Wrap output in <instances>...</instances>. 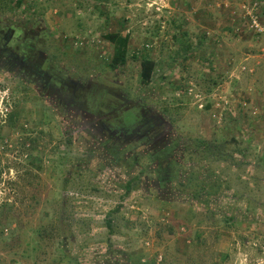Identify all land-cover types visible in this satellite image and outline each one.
Instances as JSON below:
<instances>
[{
    "label": "rangeland",
    "instance_id": "1",
    "mask_svg": "<svg viewBox=\"0 0 264 264\" xmlns=\"http://www.w3.org/2000/svg\"><path fill=\"white\" fill-rule=\"evenodd\" d=\"M248 13L263 26L264 0H0L6 29L40 30L54 72L165 117L183 145L155 165L109 149L0 65V264H264L262 204L231 177L264 150V32ZM106 34L129 37L115 71Z\"/></svg>",
    "mask_w": 264,
    "mask_h": 264
},
{
    "label": "flooded vegetation",
    "instance_id": "2",
    "mask_svg": "<svg viewBox=\"0 0 264 264\" xmlns=\"http://www.w3.org/2000/svg\"><path fill=\"white\" fill-rule=\"evenodd\" d=\"M39 32L37 30L32 37L24 32L22 36L15 35L14 30L6 29L0 23V65L9 66L12 74L30 80L32 90L44 98L49 96L53 108L58 106L55 104L65 102L74 115H80L95 130L102 144L105 143L109 149L120 144L118 151L130 148L149 157L155 165L158 160L162 161L182 148L179 141L171 142L176 133L165 117L129 102L124 95H111L113 88L103 83H84L68 74L54 72L43 52ZM113 84L120 86L116 82ZM108 98L113 100H106ZM121 112L134 115V119L124 127L119 122ZM168 159L175 160L172 156Z\"/></svg>",
    "mask_w": 264,
    "mask_h": 264
},
{
    "label": "crops",
    "instance_id": "3",
    "mask_svg": "<svg viewBox=\"0 0 264 264\" xmlns=\"http://www.w3.org/2000/svg\"><path fill=\"white\" fill-rule=\"evenodd\" d=\"M242 80L244 79L242 78ZM254 121L255 120L253 118L250 119L248 118L249 125L251 122H253V125L251 126H254ZM251 161L249 160L248 164L250 163V165H247L246 170L245 169L241 170L238 164H236V166L234 164L233 166H231L232 167L231 177L233 181L232 183L238 185V183L244 181L245 187L243 188L244 191L242 193L245 192V194H242L243 196L241 197V201L242 200L246 201L249 205L251 204L250 205L251 207L253 206V204L255 206L257 203H260L262 204L260 208L264 212V150H262L261 155L258 158L259 161L258 163L252 162L251 164Z\"/></svg>",
    "mask_w": 264,
    "mask_h": 264
},
{
    "label": "trees",
    "instance_id": "4",
    "mask_svg": "<svg viewBox=\"0 0 264 264\" xmlns=\"http://www.w3.org/2000/svg\"><path fill=\"white\" fill-rule=\"evenodd\" d=\"M104 40L112 45L113 53L108 64L110 71L118 70L127 62V52L129 46V37H122L120 34H106ZM156 64L147 58H142L140 61V79L144 87L150 85ZM213 157V155H211ZM130 191V186H127V194ZM110 227V224H109Z\"/></svg>",
    "mask_w": 264,
    "mask_h": 264
},
{
    "label": "built area",
    "instance_id": "5",
    "mask_svg": "<svg viewBox=\"0 0 264 264\" xmlns=\"http://www.w3.org/2000/svg\"><path fill=\"white\" fill-rule=\"evenodd\" d=\"M247 16L249 17L250 21H252V27H254L257 30L256 32L263 33L264 25L262 26L258 23L257 14L254 16L248 13Z\"/></svg>",
    "mask_w": 264,
    "mask_h": 264
}]
</instances>
